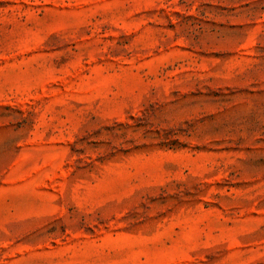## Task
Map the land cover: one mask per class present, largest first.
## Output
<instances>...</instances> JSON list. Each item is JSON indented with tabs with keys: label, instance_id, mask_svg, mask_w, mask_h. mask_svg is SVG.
Returning a JSON list of instances; mask_svg holds the SVG:
<instances>
[{
	"label": "rangeland",
	"instance_id": "374dc122",
	"mask_svg": "<svg viewBox=\"0 0 264 264\" xmlns=\"http://www.w3.org/2000/svg\"><path fill=\"white\" fill-rule=\"evenodd\" d=\"M0 264H264V0H0Z\"/></svg>",
	"mask_w": 264,
	"mask_h": 264
}]
</instances>
